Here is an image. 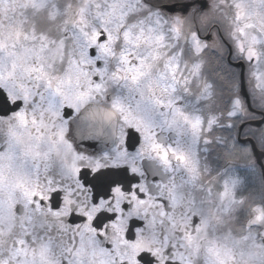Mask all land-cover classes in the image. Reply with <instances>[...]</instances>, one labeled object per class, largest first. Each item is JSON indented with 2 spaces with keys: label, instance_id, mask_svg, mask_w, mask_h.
<instances>
[{
  "label": "snow or ice",
  "instance_id": "1",
  "mask_svg": "<svg viewBox=\"0 0 264 264\" xmlns=\"http://www.w3.org/2000/svg\"><path fill=\"white\" fill-rule=\"evenodd\" d=\"M225 31L264 94V0H0V264H264Z\"/></svg>",
  "mask_w": 264,
  "mask_h": 264
},
{
  "label": "flooded vegetation",
  "instance_id": "2",
  "mask_svg": "<svg viewBox=\"0 0 264 264\" xmlns=\"http://www.w3.org/2000/svg\"><path fill=\"white\" fill-rule=\"evenodd\" d=\"M225 39L227 38L225 37ZM228 41L227 43H229L231 47L230 48L225 47L227 51H224L223 46H218L215 51L210 49L204 54V59L206 57H209L210 59L214 61L213 64L215 66V71L210 73L207 70V63H205L204 75L208 81L213 82L216 85L217 99L213 103L217 106V108L226 109L227 107L230 106V102L235 99H238L244 105L245 112L243 116L240 118L239 124L244 126L245 137L247 138L250 134L249 123L251 121H254V122L260 121L262 117L254 113L250 115V111L247 105V100L242 98L241 96V74H244L248 95L250 94V90H249L250 86H252L251 78H250L251 74L249 70V62L243 59L240 56V54L235 50V46L231 44V41L230 40ZM230 51H231V55H229ZM239 64H242V65H239ZM250 64L254 65L255 63H250ZM232 65H239V66L235 67ZM242 70L244 73L241 72ZM225 75L228 78L227 87H225L224 83H222L223 76ZM192 107L194 110L207 112L208 108L211 106L210 105L202 106V105L193 104ZM254 130H253L254 131L253 133L263 130V127L260 129H254ZM222 135L228 136L230 138L233 135V132L231 130L225 129ZM99 147L104 148L105 145L100 144ZM257 147L259 151L264 154V147H260L258 143H257ZM201 151H202V155L207 156L203 148L201 149ZM207 158L210 160L213 167L221 169V170L225 169L226 167L225 161L223 157L219 155L218 152H213L212 155ZM228 159L236 160V161H239L241 164H243L244 161L247 159V156L246 154L238 153V154H234L230 156ZM253 170L256 171V175L259 171L261 179H263L262 171L258 167L254 158L250 160L248 166H237L235 169H230L229 171L239 174V176H241L245 180L247 184V188H248L250 178L252 176L253 177L256 176ZM263 185H264V182H263ZM263 192H264V189H263Z\"/></svg>",
  "mask_w": 264,
  "mask_h": 264
},
{
  "label": "rangeland",
  "instance_id": "3",
  "mask_svg": "<svg viewBox=\"0 0 264 264\" xmlns=\"http://www.w3.org/2000/svg\"><path fill=\"white\" fill-rule=\"evenodd\" d=\"M34 2V0H28V6L29 7H31V4ZM213 3L214 4H216L217 3V0H213ZM19 9L18 8H15V9H13V11H18ZM227 31H225V37L227 38ZM227 40V39H226ZM228 41V40H227ZM229 42V41H228ZM223 49H224V51H227L226 49H225V47H223ZM207 58V57H206ZM205 58V59H206ZM204 62L206 63V61L204 60ZM239 65H242V64H239ZM242 69V68H241ZM249 70H250V78H251V83H252V86H250V96H249V99H250V103H251V108H252V110L253 111H255V113L254 114H257V115H259V116H261L262 117V114H264V94H261L257 89H256V87H255V83H256V81H255V74H256V70H257V65L256 64H254V65H252V64H250L249 63ZM242 73H244L243 72V70L241 71ZM241 77H242V74H241ZM249 111H250V115L252 114V112H251V110L249 109ZM263 120V117H262V119L260 120V121H262ZM260 121H257V122H260ZM252 123H256V122H254V121H251L250 123H249V127H250V134H251V136H252V138L253 139H256V141H257V143H258V145L260 146V147H264V137H260V138H256V136H255V133H257V132H255V133H253L254 131H256V130H254V129H256L255 127H253V126H251V124ZM254 130V131H253ZM263 130H264V126H263ZM257 143H255L256 144V146H257ZM257 149H258V147H257ZM252 150V149H251ZM259 150V149H258ZM253 153V152H252ZM263 164H264V162H263ZM254 171V170H253ZM254 173H255V175H256V171H254ZM251 175H252V173H251ZM252 178H253V176H252ZM254 178H257V175H256V177L254 176ZM253 178V179H254ZM261 181H263V179L261 180ZM264 182V181H263ZM255 183H256V181H255Z\"/></svg>",
  "mask_w": 264,
  "mask_h": 264
},
{
  "label": "water",
  "instance_id": "4",
  "mask_svg": "<svg viewBox=\"0 0 264 264\" xmlns=\"http://www.w3.org/2000/svg\"><path fill=\"white\" fill-rule=\"evenodd\" d=\"M241 96H242V98L247 100V105H248V108L251 110V112L255 113V111H253L251 108V103H250V99H249L246 84H245L244 74H242V77H241ZM262 117H263L262 121L252 123L251 126L255 127L256 129L262 128L264 126V114H262ZM251 149H252V152L254 153L255 161H256L258 167L262 171V178L264 181V164H263L264 154L257 149L256 144H254Z\"/></svg>",
  "mask_w": 264,
  "mask_h": 264
},
{
  "label": "trees",
  "instance_id": "5",
  "mask_svg": "<svg viewBox=\"0 0 264 264\" xmlns=\"http://www.w3.org/2000/svg\"><path fill=\"white\" fill-rule=\"evenodd\" d=\"M204 60L207 63L208 72L211 73V72L215 71V66L213 64L214 61L212 59H210L209 57H207ZM253 178L252 177L250 178L248 189L254 193L264 195V192H263L264 185H263V182L261 181L262 179H261L259 171L257 173V178H254V179ZM255 181H256V183H255Z\"/></svg>",
  "mask_w": 264,
  "mask_h": 264
}]
</instances>
